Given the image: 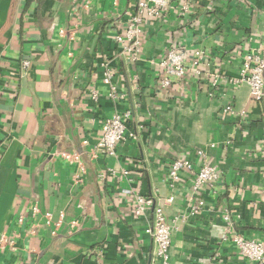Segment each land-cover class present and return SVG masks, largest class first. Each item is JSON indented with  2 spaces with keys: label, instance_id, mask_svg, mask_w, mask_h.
<instances>
[{
  "label": "crops",
  "instance_id": "0c3cea01",
  "mask_svg": "<svg viewBox=\"0 0 264 264\" xmlns=\"http://www.w3.org/2000/svg\"><path fill=\"white\" fill-rule=\"evenodd\" d=\"M138 1L0 0V236L15 240L0 264H150L153 211L136 216L127 189L164 208L170 264H252L233 234L264 242V100L234 82L245 55L264 48V0H168L133 60L117 35ZM172 47L190 66L202 51L200 73L163 88L159 63ZM127 111L117 154L90 158L103 122ZM199 149L219 177L192 213L193 173L171 184L169 171L176 159L199 168ZM62 153L80 155L79 182ZM35 205L54 222L64 213L56 235L41 216L30 232Z\"/></svg>",
  "mask_w": 264,
  "mask_h": 264
},
{
  "label": "built area",
  "instance_id": "2783aa9c",
  "mask_svg": "<svg viewBox=\"0 0 264 264\" xmlns=\"http://www.w3.org/2000/svg\"><path fill=\"white\" fill-rule=\"evenodd\" d=\"M168 7V0H139L134 11H130L126 21L125 34L117 35V41L121 44L122 53H127L133 60L139 58L144 29L150 19L161 16L162 11ZM182 10H188V4L184 3ZM264 42V40H263ZM203 53L200 50L195 51L194 57L191 58V66L187 64L188 55L184 49L172 47L168 49L166 55L162 58L159 65L163 68V73L160 77V84L163 88H168L176 82L183 80L190 71L200 73L199 65ZM29 61H24V66H28ZM105 82L110 85L112 94L115 93L117 87L112 82V73L105 72ZM216 82V81H215ZM236 84L246 83L249 86L251 96L257 101L264 100V48L263 45L258 49H252L244 58L243 66L240 71V76L234 80ZM97 93L94 92L93 97L97 99ZM226 112L235 113L231 105L224 108ZM130 111H127L124 116L119 113H114L107 118L102 125L101 136L95 146L89 151V157L97 159L100 156H115L117 154L118 144L125 138L127 125L126 119H129ZM133 135V134H132ZM198 156L203 160L199 168L194 167V163L189 159H176L172 162L169 177L171 184L177 181L182 171L193 173L192 192L189 199L191 201L190 209L192 213L198 212L204 208L205 201L201 197H197L199 192L204 187H213L215 181L219 177V172L214 165L206 162V152L203 149L197 151ZM63 157L70 161H75L78 165V170L75 174V180L80 181L81 173L85 167L84 163L77 153H62ZM125 173H128L127 171ZM103 176V175H102ZM133 201V210L136 216H142L147 210L153 211V216L149 222L147 232L152 236L156 250L150 264H170V247L172 244L173 226L168 222L164 208L157 205L155 198L152 196H144L140 193H135L131 189L124 190ZM173 197H169L166 202H172ZM41 216L47 226L50 227L52 235H56L59 227L64 219V213L60 214L59 219L54 222L53 214L46 212L41 214L37 205L33 207L32 218L33 225L30 232H36V228L40 226L39 220ZM227 231L229 232L233 226V222L228 213L224 215ZM72 226H76L77 222L72 221ZM232 239L242 255H244L252 264H264V242L256 239L245 238L241 234L235 233ZM15 247V240L7 233L0 236V248L5 246ZM209 264H216L212 260Z\"/></svg>",
  "mask_w": 264,
  "mask_h": 264
},
{
  "label": "trees",
  "instance_id": "16d2710c",
  "mask_svg": "<svg viewBox=\"0 0 264 264\" xmlns=\"http://www.w3.org/2000/svg\"><path fill=\"white\" fill-rule=\"evenodd\" d=\"M44 0H36V2L38 3V4H41V2H43Z\"/></svg>",
  "mask_w": 264,
  "mask_h": 264
}]
</instances>
